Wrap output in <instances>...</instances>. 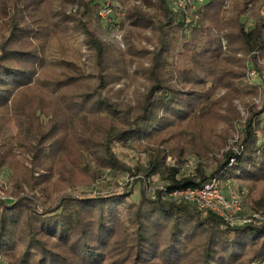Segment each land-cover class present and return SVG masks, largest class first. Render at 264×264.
<instances>
[{"label": "trees", "instance_id": "16d2710c", "mask_svg": "<svg viewBox=\"0 0 264 264\" xmlns=\"http://www.w3.org/2000/svg\"><path fill=\"white\" fill-rule=\"evenodd\" d=\"M195 2L194 9L190 3L176 9L171 0H0V111L18 93L14 109L19 111L20 102L30 105L24 95L42 79L38 71L44 66L48 34L62 35L75 47L82 35L88 51L87 64L78 63L74 52L49 61L59 72L40 87L48 88L54 104L41 103L35 110L52 123L42 127L35 119L27 134L46 150L44 155L35 150L42 174L26 186L48 188L53 181L59 189L57 180L66 181L67 169L51 159L64 130L75 142L88 181L106 180L107 186L105 192L64 196L51 208L28 199H0V264H251L264 259V218L229 224L193 202L163 197L175 189L202 187L211 178L219 189V183L236 181L242 189V183L264 180V102L260 109L252 101L245 104L243 124L232 104L236 95L261 93L244 83L250 70L261 73L257 58L264 57V0ZM102 10L106 18L99 14ZM102 22L124 26L125 50H114L100 36ZM142 39L153 42L151 51L140 47ZM122 75L131 83L143 80L130 103L115 101L122 89L111 88ZM98 113L105 120L100 136L87 137L89 122L71 137L77 120L88 122ZM220 124L226 133L218 146L228 143L233 125L239 131L235 148L214 165L197 162L193 173L183 175L188 154H206L199 145L208 144L197 130L203 125L209 136L220 134ZM116 144L147 154V161L127 164L114 150ZM3 165L7 163L0 159ZM129 176L138 177L117 180ZM155 176L159 184H154ZM135 184L134 200L130 186ZM152 185L157 186L152 187L154 198ZM122 186L130 194L116 192ZM245 199L251 211L264 212V197Z\"/></svg>", "mask_w": 264, "mask_h": 264}, {"label": "rangeland", "instance_id": "374dc122", "mask_svg": "<svg viewBox=\"0 0 264 264\" xmlns=\"http://www.w3.org/2000/svg\"><path fill=\"white\" fill-rule=\"evenodd\" d=\"M109 1V0H108ZM108 4V3H106ZM195 4H199V1H196ZM1 5V3H0ZM49 7V4L47 5ZM64 7H60V9L57 7V10L63 11ZM127 8V7H126ZM122 9V7H121ZM66 11L70 10V7H66ZM122 12H125V9H122ZM99 14L106 18L105 12L102 10L99 12ZM117 17V16H116ZM119 21V20H117ZM53 24V21H51ZM117 24V23H116ZM113 26L116 28L113 29ZM112 27H109L105 22L100 24L99 33L100 36L106 41V43L112 44L114 46V50L116 51H123L126 49V45L124 43L123 34H124V26L121 27V23H118V28L113 24ZM149 37L152 38L151 34H148ZM148 37V39H150ZM83 37L80 35L78 37V47H75V44L71 42L69 39L62 37V35H59L57 33H51L48 34L47 38L45 39V62L44 66H41L39 71L41 73V80L39 85L36 84L33 88L27 90L29 91V94H25L26 98L30 99V105L26 107L22 102H20V109L17 112L13 105L14 102L20 101L21 93H18L14 98L13 102L11 103L10 107L7 109H3L0 111V124L2 121L6 120L4 116L8 118L4 123H2V129L0 133V159L5 160L7 165L0 166V199H8L12 200L13 202L16 201H22L24 199H28L31 202L35 203L36 201L41 202L43 205V208H51L56 203H58V200H60L64 196L69 195H76L79 193L87 192L88 194L93 192L96 193L98 191L105 192L107 190V186L105 185L106 180H97L95 182L88 181L87 177L84 175V173L81 171L79 167H81V159L77 153V148L75 146V142L68 137L64 132V136L59 139V150L51 156V159H53V162L55 163L54 166L56 167H64L63 169H67L65 171V176L63 181L57 180V175L53 176L52 179H56L58 183L59 189L57 187L55 188L54 182L51 181L49 186L44 187H28L26 184L30 181V179L33 177L38 178V175L42 174V169H40V165H37V162L40 158H35V155H37V152L35 151L38 149V153L42 152V155H44V151L46 148L44 147H38L34 142L33 136H27V134L30 133L34 125L36 124V120L40 121L43 126H48L52 122L46 121L44 118H42L41 115H38V110H35L36 106L43 103L46 106L53 105L54 101L49 97L48 88H41L42 85L41 82L47 83L50 81L52 77V73L54 72L55 76H57L59 72V67H55L53 65V62H49L51 60H58L61 57L68 56L67 52H71L70 54H75L74 59L80 63H86L87 64V55L88 51L85 48V44L81 43ZM151 40V39H150ZM140 47H144L146 50L151 51L153 49V42L147 41L145 39H142L140 42ZM72 49V50H71ZM72 56V55H70ZM257 62L260 65L261 73H257L255 70H250L246 82L247 85L255 86L259 89L261 92L260 94L253 95L251 98L246 96L242 98L240 95H236L232 99V104L236 108V110L240 114V120L239 123L243 124L246 115V105L245 104H251L249 101L254 102V105H256V109H260L262 107V103L264 102V57L257 58ZM252 66V65H251ZM254 71V75H251L250 72ZM51 73V75H50ZM73 73L72 71H68L66 74ZM124 75H122L120 78V81H117L116 83H112L111 88L114 89H122L121 93L118 94V98L115 99V101H120L122 99H126L128 102H132V93L136 90L137 86L140 84H143L142 79H137L133 83L130 82L128 78H123ZM123 78V79H122ZM90 82L95 81V79L89 78ZM125 83H130L128 86L124 85ZM41 86V87H40ZM241 88L243 85L240 86ZM71 90H73L71 88ZM224 88L219 90L220 94L224 92ZM44 97L45 100L42 102H39V98ZM27 99V100H28ZM129 102V103H130ZM9 109V110H8ZM8 110V111H7ZM7 111V112H6ZM22 112L24 115H21ZM39 116L40 119H38ZM15 117V118H14ZM104 116L101 115V113L95 114L94 116L88 117L87 121L84 122L81 120H77L75 122L76 124V131L70 130L69 134L72 135L82 130L86 127V123L92 122L91 125L92 128L88 131L87 137H91L93 139L100 136L102 133L100 132V125L105 123V120L103 118ZM207 122V120L202 121ZM262 122L264 123V115H262ZM35 123V124H34ZM233 123V122H232ZM233 126V125H232ZM230 126L229 129L232 130L231 135L228 138V143L223 146H218L220 144L219 139L220 136L223 133H226L224 128V125L220 124L218 129L223 130L220 134H215L212 136H209V131L207 127H204L203 125L201 128H199L197 131L202 133L203 141H206L208 144L207 146L200 144L199 149L203 151V157H197L196 154H188L186 157L185 164L181 168V172L183 175H189L194 172L195 167L197 165V162H203L208 164H215L216 158H220L221 155L227 151L228 149L235 148L236 142L238 141L239 137V131L236 128L234 130V127ZM1 127V125H0ZM232 127V128H231ZM70 129V128H68ZM88 129V128H87ZM212 137V140L209 138ZM48 148H54L55 145L47 146ZM211 149V150H210ZM118 156L125 161L127 164L135 165L138 163H145L148 159V155L140 152H136L134 150H130L124 147H121V145L116 144L115 149ZM167 160L170 163H172L173 159L171 156L167 157ZM36 165V166H34ZM7 166V167H6ZM138 176H129V177H120L118 182H131L133 179L137 178ZM107 179L109 177L107 176ZM35 180V179H34ZM154 184L157 182V177L155 176L153 178ZM35 182V181H33ZM18 183H20L18 185ZM238 183V182H237ZM236 183H230L225 182L220 184L219 187L222 189L223 192H234L236 193L240 200H242L243 204V213L245 215H250L254 212H259L264 218V212L263 210L260 211H251L247 205H244L246 203H249L246 201V197H249V201L254 200L255 198H258L260 196L264 197V180L261 182H256L255 185H246L245 183H242V189L237 188L238 184ZM159 184V183H157ZM217 184V182H216ZM21 187V188H19ZM152 187H157L155 185H152ZM122 187L115 188L116 192H120L122 194H130L132 190L131 199H137L138 196V190L139 186L138 184L131 185V190H122ZM129 189V188H127ZM154 190V189H153ZM245 199V200H244ZM245 202V203H244ZM36 204V203H35ZM251 264H264V259L254 261Z\"/></svg>", "mask_w": 264, "mask_h": 264}, {"label": "built area", "instance_id": "2783aa9c", "mask_svg": "<svg viewBox=\"0 0 264 264\" xmlns=\"http://www.w3.org/2000/svg\"><path fill=\"white\" fill-rule=\"evenodd\" d=\"M196 1L200 2L202 0ZM171 2L176 9H184L187 3L191 4V9L195 8L192 4L193 0H171ZM250 74L254 75V71H251ZM216 182L217 180L215 178H211L202 187L175 189L167 192L163 197H175L193 202L200 209L214 212L229 224H234L237 221L247 223L263 219L260 213H253L248 216L242 215V204L239 196L232 192L227 195L224 194L217 187ZM149 193L151 198L155 197L153 189H151Z\"/></svg>", "mask_w": 264, "mask_h": 264}]
</instances>
